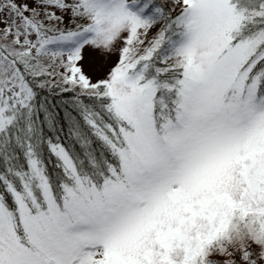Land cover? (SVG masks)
I'll use <instances>...</instances> for the list:
<instances>
[{"label": "snow or ice", "instance_id": "snow-or-ice-1", "mask_svg": "<svg viewBox=\"0 0 264 264\" xmlns=\"http://www.w3.org/2000/svg\"><path fill=\"white\" fill-rule=\"evenodd\" d=\"M0 264H264V0H0Z\"/></svg>", "mask_w": 264, "mask_h": 264}, {"label": "rangeland", "instance_id": "rangeland-1", "mask_svg": "<svg viewBox=\"0 0 264 264\" xmlns=\"http://www.w3.org/2000/svg\"><path fill=\"white\" fill-rule=\"evenodd\" d=\"M93 55H94V54H92V53H90V52L86 53V56H87L89 59H91V57H92ZM112 59L115 60V57H113Z\"/></svg>", "mask_w": 264, "mask_h": 264}]
</instances>
